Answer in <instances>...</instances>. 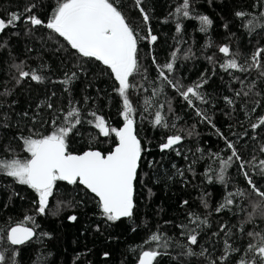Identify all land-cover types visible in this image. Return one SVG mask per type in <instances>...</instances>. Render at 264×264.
Listing matches in <instances>:
<instances>
[{"label": "trees", "instance_id": "trees-1", "mask_svg": "<svg viewBox=\"0 0 264 264\" xmlns=\"http://www.w3.org/2000/svg\"><path fill=\"white\" fill-rule=\"evenodd\" d=\"M56 2L0 0V17L21 14L16 27L0 33V156L26 158L21 137L50 134L72 107L79 109L82 122L68 137L70 152L96 149L107 154L118 142L114 134L100 135L91 115L103 116L117 129L124 123L122 98L115 91L118 82L110 70L94 58L82 57L58 34L26 21L32 14L47 21ZM261 2L190 0L191 15L208 16L213 23L203 32L198 19L179 18L182 30L177 32L178 18L173 13L182 0H142L139 7L148 13L147 22L135 0H115L141 38L137 52L140 70L130 77L136 87L129 90L136 109L137 135L145 148L135 184L133 216L107 220L97 197L80 184L64 181L57 182L48 210L40 215L34 190L0 174V236L18 223L34 227L36 232L24 245L0 241V249L14 257L15 264H139L146 250L162 253L154 264H236L240 253L227 256L225 240L243 252L251 240L248 232L264 233V214L252 204L258 198L250 194L237 166L248 161L246 170L264 190V177L251 164L253 158L256 163L264 159L260 150L264 131L252 129L264 116V76L260 74L264 53L261 67H252L254 53L264 48V28L249 31L247 26L248 19L264 13ZM33 4L31 13L24 12ZM237 11L251 15L241 19L235 16ZM149 29L158 37L155 43L143 39ZM223 45L230 47L247 71L220 67L229 58L219 52ZM174 52L173 71L164 70L170 79L185 88L207 81L200 89L206 102L194 101L196 108L159 76L157 65L172 62ZM16 65L43 76L42 82L20 77ZM69 78L71 83L64 84ZM197 108L207 120L196 114ZM157 111L169 127L154 126ZM174 134L181 135L182 142L174 150L161 151L160 146ZM227 142L234 144L242 160L227 169L225 183H221L219 160L231 155ZM237 190L245 196H235L233 205L217 212L227 194ZM190 213L207 224H200ZM249 213H254L251 221ZM72 215L77 217L75 221L68 219ZM28 216L35 224L25 219ZM223 225L227 227L221 231ZM152 234L163 239L158 244L150 242ZM191 234L198 236L196 245L190 244ZM165 242L167 247H163ZM222 256L227 259L222 260Z\"/></svg>", "mask_w": 264, "mask_h": 264}, {"label": "snow or ice", "instance_id": "snow-or-ice-1", "mask_svg": "<svg viewBox=\"0 0 264 264\" xmlns=\"http://www.w3.org/2000/svg\"><path fill=\"white\" fill-rule=\"evenodd\" d=\"M139 7L142 0H135ZM35 5H31L24 9V12L31 13ZM264 8V0L260 4ZM139 11L145 22L149 20V15L143 7H139ZM178 18L176 31L182 30L179 18L198 19L200 22V31L206 32L212 25L213 21L208 16H192L190 13V0H182L173 13ZM245 11H237L235 16L243 19L250 16ZM21 21V14L13 12L8 15L7 19L0 17V33L9 27H16ZM26 21L33 26H44L53 33L58 34L60 38L75 50L78 54L85 58H94L102 63L110 70L118 87L115 91L122 98V117L123 127L117 129L111 127L103 116H98L95 112L91 113L94 117V127L99 130V134L103 137H109L114 134L118 143L114 149L107 154L99 150H88L82 154H74L68 150V137L77 130V125L81 124V115L78 108L72 107L67 115L63 118V122L54 131L48 135H40L33 138L32 135L21 137L23 150L28 154L26 158L0 156V174L11 177L16 183L26 185L37 194L36 212L40 215L46 213L49 208V200L53 196L54 188L58 181L67 182L70 185L80 184L89 190L98 198V206L103 216L109 221H119L121 218H131L135 208L134 192L137 181V172L140 166L142 153L145 148L142 146L141 140L136 134V120L133 104L129 99V90L136 86L130 82V77L140 70L138 64V34L126 21L115 0H57L56 5L45 21L35 14L28 15ZM247 26L249 31L255 30L257 27L264 28V13L258 17L248 19ZM227 27V25H225ZM150 38V42L155 43L158 37L152 34L151 29L148 35L143 39ZM219 52L229 57L220 65L225 71L235 69L241 72L247 69L240 65L234 55L231 54L230 47L223 45L219 47ZM264 53V48L257 49L252 57V67L260 68V56ZM177 59V53L172 54L171 61L164 65H157L160 69L159 76L162 80L172 88L187 103L196 108L194 101L206 102L200 89L203 83L193 86L184 87L179 81L170 79L167 73H171ZM211 59V58H210ZM155 63V58H153ZM19 75L22 78H28L37 82H42L43 76L35 72L29 73L23 71L20 65H16ZM261 76H264L262 71ZM75 74L73 73V76ZM64 84H70L71 79H65ZM240 95V93H237ZM248 95V93H244ZM145 103H149L145 101ZM231 103V101H229ZM51 108L52 105L48 104ZM163 107V106H161ZM147 110V109H146ZM196 114L203 116V113L196 109ZM205 120L207 116H203ZM210 122V121H209ZM55 123V122H53ZM89 123H93L89 121ZM154 126L169 127L166 118L157 111L154 116ZM264 116L258 119L257 123L252 124L255 131L260 129L264 131ZM174 127V125H173ZM226 139V138H225ZM182 142V136L174 134L167 137L160 149L174 150V146ZM227 148L231 150V155L225 159L219 160V181L225 183V173L237 161H241L242 157L237 152L235 146L231 142H227ZM261 152L264 153V147ZM248 161H243L237 166L245 177L246 184L258 199L253 201V208L264 214V190L258 187L253 177L246 170ZM252 167L257 173L264 177V159H260L256 163L255 158L251 162ZM235 196H245V192L237 190L236 193L229 192L225 198V202L221 204L216 211L220 212L235 203ZM187 204V201L183 202ZM59 207V202L57 204ZM207 207V204L204 205ZM200 224H207L206 220H199L195 213H190ZM254 213L248 214V220L251 221ZM27 221L35 224L34 218L28 216ZM69 220L75 221V215L69 216ZM226 225L221 226L224 231ZM0 231H3L0 229ZM195 233V230H193ZM36 236L34 227L25 226L18 223L11 227L0 236V241L5 240L10 245H24L26 242ZM247 236L251 238L246 249L241 252L239 248H233L225 240V252L227 256L234 253H240L236 260V264H264V233L248 232ZM163 237L159 234H152L150 242L159 243ZM191 245L198 243L197 234H191L188 237ZM255 241V242H253ZM167 247V243L163 245ZM162 253L157 250H146L139 257V264H154L157 257ZM192 255L191 249L188 251ZM107 255V254H105ZM227 256H222V260H226ZM15 264L14 257L6 255L5 250L0 249V264ZM211 264H216L212 261Z\"/></svg>", "mask_w": 264, "mask_h": 264}, {"label": "water", "instance_id": "water-1", "mask_svg": "<svg viewBox=\"0 0 264 264\" xmlns=\"http://www.w3.org/2000/svg\"><path fill=\"white\" fill-rule=\"evenodd\" d=\"M121 127H123V125H122ZM121 127H120V128H121ZM136 134H137V131H136ZM137 136H138V135H137ZM138 138H139V137H138ZM117 141H118V140H117ZM117 143H118V142H117ZM115 146H116V145H115ZM115 146H114V147H115ZM114 147H113V149H114ZM113 149H112V150H113ZM89 150H96V149H89ZM112 150H111V151H112ZM86 151H88V150H86ZM99 151H100V150H99ZM101 152H102V151H101ZM74 154H82V153H74ZM139 167H140V166H139ZM138 170H139V168H138ZM137 173H138V172H137ZM83 187H84V186H83ZM88 191H89V190H88ZM89 192H90V191H89ZM90 193H91V192H90ZM91 194H92V193H91ZM93 195H94V194H93ZM94 196H95V195H94ZM134 197H135V192H134ZM134 201H135V200H134ZM121 219H123V218H121ZM15 226H16V225H15ZM33 238H34V237H33ZM16 246H18V245H16Z\"/></svg>", "mask_w": 264, "mask_h": 264}, {"label": "flooded vegetation", "instance_id": "flooded-vegetation-1", "mask_svg": "<svg viewBox=\"0 0 264 264\" xmlns=\"http://www.w3.org/2000/svg\"><path fill=\"white\" fill-rule=\"evenodd\" d=\"M29 227V226H28Z\"/></svg>", "mask_w": 264, "mask_h": 264}]
</instances>
